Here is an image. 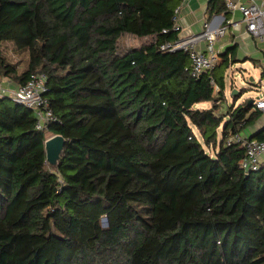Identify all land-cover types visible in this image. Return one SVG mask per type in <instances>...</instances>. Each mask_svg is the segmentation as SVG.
<instances>
[{
    "label": "trees",
    "instance_id": "obj_1",
    "mask_svg": "<svg viewBox=\"0 0 264 264\" xmlns=\"http://www.w3.org/2000/svg\"><path fill=\"white\" fill-rule=\"evenodd\" d=\"M181 3L0 0V80L45 74L60 121L37 130L0 98V264H264V166L246 173L245 147L225 146L262 112L226 107L229 51L194 77L188 53L160 50L180 37L162 31Z\"/></svg>",
    "mask_w": 264,
    "mask_h": 264
},
{
    "label": "built area",
    "instance_id": "obj_2",
    "mask_svg": "<svg viewBox=\"0 0 264 264\" xmlns=\"http://www.w3.org/2000/svg\"><path fill=\"white\" fill-rule=\"evenodd\" d=\"M185 2L186 0H181ZM228 10H237L241 12L247 30L250 34L264 41V0L260 3H235L231 0H225ZM181 6L175 10L173 25L162 31L163 34L180 33L182 26L179 22ZM226 26H212V23H206L204 29L199 33H193L186 37H179L175 41L164 42L160 45L163 52L184 51L189 54L191 66L190 73L194 76H200L204 72L213 70L220 62V54L216 50V42L223 37L227 31ZM205 43V49H199V45ZM48 92V78L45 74L34 73L28 81L15 89L10 90L0 82V98L10 96L12 100L31 110L37 119L36 129L47 131L52 124L60 123L54 115L50 101L46 96ZM255 108L264 114V98L254 102ZM241 145L246 149V156L242 161V168L246 173L257 172L264 166V139L257 140L247 137L244 133H235L227 137L226 147Z\"/></svg>",
    "mask_w": 264,
    "mask_h": 264
},
{
    "label": "crops",
    "instance_id": "obj_3",
    "mask_svg": "<svg viewBox=\"0 0 264 264\" xmlns=\"http://www.w3.org/2000/svg\"><path fill=\"white\" fill-rule=\"evenodd\" d=\"M212 0H186L181 3V13L179 22L182 26L180 32L181 37H186L193 33L201 32L206 23H212V26L217 28L218 26H226V34L217 40L216 50L220 54V62L217 67L224 61L223 55L228 53L227 58L229 64L225 71V81H226V90H225V99L226 107L229 106H238L247 101L253 100L256 102L258 99L264 98V41L259 40L253 37L250 32L247 30L246 24L244 22L241 12L237 10H228L225 3V9L220 12H215L213 14L209 13L210 3ZM235 3H251L257 2L260 3L262 0H231ZM199 49H205V43L199 45ZM234 68L240 70L241 74L244 75V72L250 75H253L256 79L259 78V90L258 92L263 94L261 96L252 97L249 99H243V96L236 101L235 97L238 96L242 91L239 90L238 95L233 99H230V95L233 92L234 84L228 87V83L231 77V74L234 72ZM235 78V77H234ZM254 79V80H255ZM253 80V78H252ZM4 86L8 87L10 90L15 91L18 87L13 82L2 79L0 80ZM238 90V89H237ZM242 98V99H241ZM211 107V106H210ZM209 108V107H208ZM253 110H255L253 108ZM252 111L250 112V114ZM249 114V115H250ZM223 128V127H222ZM222 128L219 130V136H221ZM247 137L258 139L260 133L264 135V114L260 118L256 119L253 124L248 125L243 132Z\"/></svg>",
    "mask_w": 264,
    "mask_h": 264
},
{
    "label": "rangeland",
    "instance_id": "obj_4",
    "mask_svg": "<svg viewBox=\"0 0 264 264\" xmlns=\"http://www.w3.org/2000/svg\"><path fill=\"white\" fill-rule=\"evenodd\" d=\"M121 45L123 47H133V46H138L139 42L137 39L132 38L131 36H126L122 40ZM5 52L7 54V57L10 61L15 62V63H20L21 68H25L27 65V54H18L14 51L13 47L10 44H7L5 47ZM235 77V78H234ZM253 78V80H252ZM253 75H250L248 72L247 74L244 72V75L241 74L240 70H237L234 68V72L231 74L230 80L228 83V87L234 84V89H238L242 91V98L249 99L252 97L256 96H261L263 94L258 92L259 90V78L256 77V79ZM264 84V80L262 81ZM233 89V90H234ZM241 98V99H242ZM230 99H233L230 95ZM210 103H202L200 104V108H208L210 107ZM104 225L106 226L107 224L104 221Z\"/></svg>",
    "mask_w": 264,
    "mask_h": 264
},
{
    "label": "water",
    "instance_id": "obj_5",
    "mask_svg": "<svg viewBox=\"0 0 264 264\" xmlns=\"http://www.w3.org/2000/svg\"><path fill=\"white\" fill-rule=\"evenodd\" d=\"M238 93L239 90L234 89L231 93V97L234 98L236 95H238ZM250 103H253V100H251ZM65 145L66 139L61 135H54L46 140L45 150L47 163L51 168L58 169L59 163L64 153ZM105 223L107 224V220H105Z\"/></svg>",
    "mask_w": 264,
    "mask_h": 264
}]
</instances>
